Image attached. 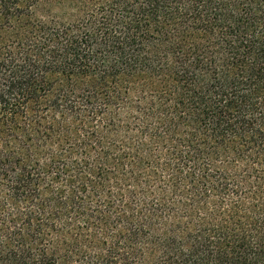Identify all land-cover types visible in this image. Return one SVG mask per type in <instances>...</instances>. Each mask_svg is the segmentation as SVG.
<instances>
[{
    "label": "trees",
    "instance_id": "trees-1",
    "mask_svg": "<svg viewBox=\"0 0 264 264\" xmlns=\"http://www.w3.org/2000/svg\"><path fill=\"white\" fill-rule=\"evenodd\" d=\"M0 264H264V0H0Z\"/></svg>",
    "mask_w": 264,
    "mask_h": 264
}]
</instances>
